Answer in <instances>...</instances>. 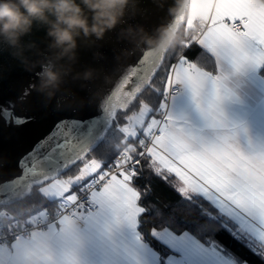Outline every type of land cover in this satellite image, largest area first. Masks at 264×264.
Wrapping results in <instances>:
<instances>
[{
    "label": "snow or ice",
    "instance_id": "6c2138e0",
    "mask_svg": "<svg viewBox=\"0 0 264 264\" xmlns=\"http://www.w3.org/2000/svg\"><path fill=\"white\" fill-rule=\"evenodd\" d=\"M187 7L199 35L171 54L141 52L103 86L57 92L51 107L32 82L0 90V264H264V148L189 134L170 114L187 88L209 127L228 128L226 68L264 78V0ZM41 117L46 130L13 156L5 132Z\"/></svg>",
    "mask_w": 264,
    "mask_h": 264
},
{
    "label": "clouds",
    "instance_id": "9594fccd",
    "mask_svg": "<svg viewBox=\"0 0 264 264\" xmlns=\"http://www.w3.org/2000/svg\"><path fill=\"white\" fill-rule=\"evenodd\" d=\"M155 2L161 8L164 6L163 0ZM187 3L188 0H177V5L168 9L170 16L185 17ZM138 4L139 0H0V46L6 45L10 54L26 67L40 66L35 90L52 99L70 75L85 82L95 78L94 68L73 74L79 41L91 44L102 41L108 32L124 22L126 16L137 14ZM198 21L191 31L181 32L180 25H162L154 35L147 33L142 25L129 24L121 29L120 38L157 53L175 49L191 36L199 35L204 21ZM34 25L46 29L45 49L35 41L24 40L32 33Z\"/></svg>",
    "mask_w": 264,
    "mask_h": 264
},
{
    "label": "water",
    "instance_id": "95a60500",
    "mask_svg": "<svg viewBox=\"0 0 264 264\" xmlns=\"http://www.w3.org/2000/svg\"><path fill=\"white\" fill-rule=\"evenodd\" d=\"M163 2L164 6L161 8L155 0H139V11L137 14L135 16H126L124 22L118 25L115 30L108 32L102 41L91 44L81 39L77 53L78 60L73 66V74L75 72H82L87 68H94L96 70L95 78L85 82L83 80L73 79L70 75L65 78V82L58 92L82 95L90 88L103 86L107 79L114 76L120 64L128 60H133L136 55L147 51L144 46H133L127 41L122 40L120 38V32L122 28H126L131 24L142 25L147 33L154 35L156 34V29L160 26L172 25L175 17L170 16L168 9L175 7L177 0H163ZM185 11H187V8ZM183 22H181L180 26ZM24 40L25 42L35 41L41 49H45L48 43L46 29L42 26L34 25L32 33L26 36ZM97 53L102 54V56H97ZM32 58L36 59L35 56ZM0 65L3 67V72L0 74V90L3 91L5 97L11 96L14 91H18L24 84L32 82L35 85L38 83V73L41 70L40 66L37 64L34 67H26L10 54L6 45L0 46ZM55 97L52 99L45 97L49 101L50 107ZM46 127L47 117H41L35 125L25 132L11 134V139H8L10 133L6 131V147L15 156L27 148L31 140L44 132Z\"/></svg>",
    "mask_w": 264,
    "mask_h": 264
},
{
    "label": "crops",
    "instance_id": "0c3cea01",
    "mask_svg": "<svg viewBox=\"0 0 264 264\" xmlns=\"http://www.w3.org/2000/svg\"><path fill=\"white\" fill-rule=\"evenodd\" d=\"M188 13L187 7L186 19ZM226 71L229 73L227 84L235 93V97L223 105L224 119L228 125L226 130L208 126L207 119L187 88L172 102L170 114L189 134L215 139L227 131L246 153L264 148V78L252 68L235 74L231 68H226Z\"/></svg>",
    "mask_w": 264,
    "mask_h": 264
},
{
    "label": "trees",
    "instance_id": "16d2710c",
    "mask_svg": "<svg viewBox=\"0 0 264 264\" xmlns=\"http://www.w3.org/2000/svg\"><path fill=\"white\" fill-rule=\"evenodd\" d=\"M186 26V15H185V21L183 22V24L180 26V30L181 32L184 31V29ZM191 31V30H189ZM182 49V45L178 46L175 49H170L169 50V54H171L172 52H175L177 50ZM197 51V49H193V52ZM201 62L205 63V64H209V62L207 61V59L205 57H201ZM210 66V64H209ZM155 198L159 200L161 205H169V204H175L177 197H175L174 194L168 192L167 190H157L155 193ZM175 212H177V214L179 215V218L183 219V210L182 209H174ZM249 258L253 261V264H259V262L256 260L255 257L249 256Z\"/></svg>",
    "mask_w": 264,
    "mask_h": 264
},
{
    "label": "built area",
    "instance_id": "2783aa9c",
    "mask_svg": "<svg viewBox=\"0 0 264 264\" xmlns=\"http://www.w3.org/2000/svg\"><path fill=\"white\" fill-rule=\"evenodd\" d=\"M199 21L198 19L195 21V24L198 25ZM200 34V33H199ZM183 89L180 91L182 93Z\"/></svg>",
    "mask_w": 264,
    "mask_h": 264
}]
</instances>
